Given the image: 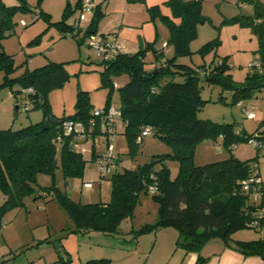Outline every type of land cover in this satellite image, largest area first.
Here are the masks:
<instances>
[{
	"label": "trees",
	"instance_id": "trees-1",
	"mask_svg": "<svg viewBox=\"0 0 264 264\" xmlns=\"http://www.w3.org/2000/svg\"><path fill=\"white\" fill-rule=\"evenodd\" d=\"M0 0V33L11 25V17L18 10L26 9L25 5L6 6ZM143 2L144 0H127ZM253 4L252 15L232 16L230 20L243 21L258 37L260 47L259 62L251 64L253 68L243 82H236L228 72L226 55L216 62L191 67L176 62V56L189 54L188 42L195 36L196 23L203 20L200 0H169L172 13L178 20L164 15L169 35L167 45L173 49V55L165 57L157 40L147 42L144 48L135 52H117L114 57L102 60L103 84L113 88L111 75L121 72L129 74V79L118 88L120 98L119 120L124 125L127 144L134 148L142 131L150 126L154 136L166 141L172 152L166 155H153L151 160L133 169L124 168L113 171L108 177L111 183V200L81 203L61 193L55 186H36L39 173L53 175L60 164L65 177H80L83 174L85 159L75 145L92 137L91 125L101 126V118L90 112L88 98L80 91L75 104V111L69 116L46 118L18 129H0V191L4 202L0 207V226L2 210L24 205L23 197L33 194L40 196V189L56 197L69 217L75 229L82 232L99 230L104 233H117L120 224L129 219L133 204L141 189L155 188L152 191L158 200L157 218L154 223L142 224L137 229H130L137 234L152 231L161 226H170L177 231L175 246L184 252L197 254L194 264H202L203 258L198 252L210 238L223 240L246 255L264 257V218L260 220V238L253 240H234L233 232L254 227L251 224L259 206L254 203L242 188V182L249 174V168L257 164V155L247 160H239L230 153L237 142L256 140L261 147L256 151L264 155V126L248 133L244 129L237 131L233 123L214 122L200 119L197 112L207 100L200 95L201 82L217 84L222 90L232 92V102L243 108L241 99L249 97L253 89L264 86V3L260 0H240ZM96 5L86 35L97 32L101 11ZM79 8V0L76 3ZM154 7L149 9L154 13ZM66 7L62 26L70 33L74 29L66 24L69 12ZM78 31L81 30L77 29ZM75 34V33H74ZM106 41V40H105ZM212 43H208L210 46ZM151 51L154 57L153 68H145L144 57ZM14 69L13 57L0 51V70L7 74ZM157 69L152 77L144 76L147 71ZM180 76V80L176 77ZM68 79L60 63H48L44 66L24 69L19 76L7 78L4 75L1 85H18L13 94L16 98L23 92L24 106L46 107L47 93L59 87ZM26 90V91H25ZM28 90V91H27ZM25 91V92H24ZM27 102H25V99ZM109 96L103 109L110 105ZM222 100V97H219ZM46 111V110H45ZM48 113V111H46ZM48 117V115H47ZM80 123L83 130H67L64 121ZM113 122V121H112ZM221 140L227 156L218 161L203 165L193 163V152L197 143L205 139ZM60 144V146H57ZM57 146V147H56ZM103 154V153H102ZM114 155V154H113ZM101 156V155H100ZM115 156V155H114ZM113 163H116L115 157ZM178 160V172L171 178L164 164L166 157ZM99 157V156H98ZM96 157V158H98ZM160 163L159 169L154 168ZM259 171V170H258ZM262 180V179H261ZM264 187V181H262ZM261 187V188H262ZM264 189V188H262ZM49 196V195H48ZM109 259H90L86 264H108Z\"/></svg>",
	"mask_w": 264,
	"mask_h": 264
},
{
	"label": "rangeland",
	"instance_id": "rangeland-1",
	"mask_svg": "<svg viewBox=\"0 0 264 264\" xmlns=\"http://www.w3.org/2000/svg\"><path fill=\"white\" fill-rule=\"evenodd\" d=\"M264 3V0H260ZM4 5H25L26 9L18 10L11 17V25L0 33V51L12 55L14 69L4 74L0 70V129H18L23 126L40 122L46 118H60L74 113L79 92H85L88 98L90 112L105 107L107 96L113 108L120 106L118 88L129 79V74L121 72L111 75L113 88L103 84L102 71L104 65L102 56L92 47L90 37L104 40L99 32L86 35L88 22L92 13H83L81 30L74 29L72 33L62 26L64 10L71 3V10L65 22L71 23L79 15L76 0H2ZM95 2V0H94ZM202 21L196 23L195 36L187 43L189 54L176 56V62L191 67L214 64L226 55L228 72L236 82L245 81L252 72L251 64L259 62L260 47L258 37L251 31L247 23L230 20L232 16L252 15L253 4L240 0H200ZM129 3V6H126ZM154 7V13L149 9ZM126 18H123L124 11ZM120 12V13H119ZM178 20L172 13L169 0H144L129 2L127 0H109V7L101 5L102 22H108L105 36L108 42L114 43L120 51L127 48L136 50L144 48L147 42L157 40L163 48L165 57L173 55V49L165 44L169 29L163 16ZM22 20V21H21ZM101 26V25H100ZM99 28V24H98ZM98 30V29H97ZM75 33V34H74ZM107 41V40H106ZM212 43L207 46L208 43ZM151 51L145 54V68H153L154 57ZM60 63L68 79L59 87L48 91L46 107H32L27 104L25 110L23 92L18 98L13 94L18 85H1L4 75L15 78L24 69H34L48 63ZM181 77L177 76L176 80ZM207 100L197 112L200 119L214 122L233 123L237 131L244 129L254 132L264 126V86L253 89L249 97L241 99L243 106L252 111L254 116L243 115L242 106L232 102V92L222 90L217 84L201 82L199 91ZM222 100H219V97ZM19 108L16 112L15 106ZM48 113H46V111ZM48 115V117H47ZM93 136L75 145L85 159L83 174L80 177H65L60 164L53 175L39 173L36 176V186H55L61 193L74 201L81 203L111 200V183L108 177L117 170L133 169L151 160L153 155H166L172 152L166 141L149 133L142 135L134 148L127 144L124 125L119 118L113 119L110 134L104 133L101 126L91 125ZM109 138V140L107 139ZM109 141V142H108ZM111 146L116 163L108 170H100L96 157L102 155L107 145ZM57 146H60L58 144ZM56 146V147H57ZM250 142H237L231 148V155L239 160H247L257 155L259 167L264 166V155L256 151ZM193 163L203 165L227 156L221 140L205 139L197 143L193 152ZM164 164L171 178L176 177L179 162L172 157H166ZM160 163H156L159 169ZM42 195L24 196V205L5 208L2 211L0 226V264H85L90 259H109V264H149L148 251L151 247L150 236L147 233L137 234L130 229H137L142 224L153 223L157 218L158 200L150 189H141L133 204L129 219L120 224L117 233H104L97 230L82 232L75 229L72 219L62 208L58 199L47 192L39 190ZM49 195V196H48ZM5 198L0 191V207ZM174 229V228H172ZM171 231V228H167ZM174 231V230H172ZM261 234V229L247 227L232 233L233 237L255 238ZM148 237V238H146ZM150 237V238H149ZM148 239V240H147ZM150 239V240H149ZM139 243V244H138ZM150 257V256H149Z\"/></svg>",
	"mask_w": 264,
	"mask_h": 264
},
{
	"label": "crops",
	"instance_id": "crops-1",
	"mask_svg": "<svg viewBox=\"0 0 264 264\" xmlns=\"http://www.w3.org/2000/svg\"><path fill=\"white\" fill-rule=\"evenodd\" d=\"M78 0H76L77 3ZM75 3V6H76ZM106 6V9L109 7V0H95V6L99 5L98 8L101 11V5ZM129 6V3L126 5ZM68 9H71V3H67ZM124 11L123 18H126V11ZM120 13V12H119ZM104 17H102V20L99 19L97 22L99 24V28L97 27V32H99L103 39L109 41L106 39L105 33L106 31H109L108 29V20L105 22L100 23V21H103ZM101 25V26H100ZM124 46V52L132 53L137 51L135 48H127V46ZM109 140V138L107 137ZM109 142V141H108ZM107 145V144H106ZM115 161V160H114ZM115 163V162H114ZM259 176L261 177L262 181H264V166L259 167ZM264 188V187H262ZM85 203V202H83ZM156 219L154 220V222ZM153 222V223H154ZM150 224V223H149ZM167 228H171L170 230H167ZM174 230V231H172ZM152 231H154L153 235H151V247L148 251V258L150 262L149 264H194L197 259V254L192 252H184L183 249L177 248L175 246V239L177 237V231L176 229H172L170 226H161L154 228ZM152 231L145 232L147 234H151ZM239 230L233 232L236 233ZM258 237L255 238H240V237H232L234 240H253L260 238V233H258ZM148 238V237H146ZM150 238V237H149ZM148 240V239H147ZM139 244V243H138ZM203 258L202 264H264V257H261L259 255H246L242 252L235 250L230 245H227L223 240L218 238H210L205 244L201 247V249L198 251ZM150 256V257H149ZM86 264V263H85ZM109 264V263H108Z\"/></svg>",
	"mask_w": 264,
	"mask_h": 264
},
{
	"label": "built area",
	"instance_id": "built-area-1",
	"mask_svg": "<svg viewBox=\"0 0 264 264\" xmlns=\"http://www.w3.org/2000/svg\"><path fill=\"white\" fill-rule=\"evenodd\" d=\"M95 8V2L94 0H79V15L72 19L71 23H68L72 29H80L81 28V22L84 20L83 13H92L93 9ZM22 21V20H21ZM94 35H91L90 42L92 47H94L97 50V55L102 56V60H108L109 58L114 57V55L120 51L118 46H116L114 43L104 41V40H98L93 37ZM26 91V90H25ZM24 91V92H25ZM28 91V90H27ZM25 99V102H27V99ZM25 108V107H24ZM26 109V108H25ZM243 115L247 117H253L254 114L252 111L248 110L247 108H243ZM93 115L96 117H99L103 121V126L105 129L104 133L110 134L109 131H111L113 127V119L118 118L120 113L119 110L113 108L112 105H109L107 109H97L93 111ZM64 126L67 130H83L80 123L78 122H72V121H64ZM151 127L147 126L143 129L141 132L142 135H147L149 133H152ZM140 137H138L139 139ZM250 143L254 147H261L256 140H251ZM110 145H107L106 149L104 150L103 154L98 157L97 162L100 165V170H103L110 167V165L113 163V153ZM257 164L251 165L249 168V174L247 175V178L243 180L242 182V188L246 193H248L249 197L254 201L256 204H260L261 202H264V189H262V180L259 176V171L256 166ZM151 191H154L155 188L151 186L149 188ZM255 216L252 220L251 224L254 227H258L260 220L264 218V206H259L256 211L254 212ZM4 224V223H3ZM2 224V225H3ZM1 225V226H2Z\"/></svg>",
	"mask_w": 264,
	"mask_h": 264
},
{
	"label": "water",
	"instance_id": "water-1",
	"mask_svg": "<svg viewBox=\"0 0 264 264\" xmlns=\"http://www.w3.org/2000/svg\"><path fill=\"white\" fill-rule=\"evenodd\" d=\"M157 69H152V71H147L144 73V76L147 77H152L155 73H156ZM18 110V105L15 106V111L16 112Z\"/></svg>",
	"mask_w": 264,
	"mask_h": 264
},
{
	"label": "clouds",
	"instance_id": "clouds-1",
	"mask_svg": "<svg viewBox=\"0 0 264 264\" xmlns=\"http://www.w3.org/2000/svg\"><path fill=\"white\" fill-rule=\"evenodd\" d=\"M18 108H19V106H18Z\"/></svg>",
	"mask_w": 264,
	"mask_h": 264
}]
</instances>
